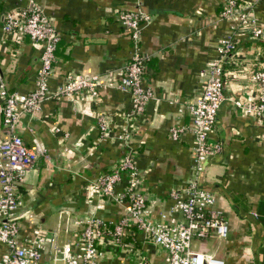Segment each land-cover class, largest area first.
<instances>
[{
  "label": "crops",
  "instance_id": "crops-1",
  "mask_svg": "<svg viewBox=\"0 0 264 264\" xmlns=\"http://www.w3.org/2000/svg\"><path fill=\"white\" fill-rule=\"evenodd\" d=\"M33 1L59 34L47 78L50 91L67 73L104 75L129 58L132 43L113 19L115 10L137 7L151 16L141 31L138 50L147 57L143 85L152 97L131 126L128 147L150 215L158 219L171 207L168 191L183 187L193 174L191 135L185 129L190 118L184 106L198 95L206 66L217 57L216 40L231 26L230 20L219 18L222 0ZM18 4L17 0H0V84L25 93L34 86L39 50L27 36L9 41L1 31L5 12ZM252 8L264 24V0ZM232 34L238 50L222 62L225 99L216 111L210 135L220 150L204 161L199 181L200 188L213 193V206L223 212L229 232L221 251L224 255L216 254L214 238L193 239L191 248L199 245L201 252L215 254L226 264H242L249 248L258 264H264V227L259 220L264 219V123L237 111L230 100L248 98V72L264 59V39L252 41L238 30ZM127 108V93L104 87L96 100L88 95L81 100L49 98L33 113L20 115L14 133L27 147L36 149L38 157L18 187L21 209L32 213L19 220V234L30 237L32 228L41 229L44 264H64L61 249L77 238L78 219L94 215L109 222L120 216L118 205L97 196L86 184L120 157L123 145L115 136ZM102 114L107 115L108 128L103 134L97 128ZM170 126L181 128L175 140L167 136ZM55 127L60 133L53 132ZM62 132L67 133L65 139ZM125 241L145 251L149 264H164L163 251L143 240L134 227H128ZM3 248L0 243V252ZM129 256L105 239L102 257L95 264H135Z\"/></svg>",
  "mask_w": 264,
  "mask_h": 264
},
{
  "label": "built area",
  "instance_id": "built-area-1",
  "mask_svg": "<svg viewBox=\"0 0 264 264\" xmlns=\"http://www.w3.org/2000/svg\"><path fill=\"white\" fill-rule=\"evenodd\" d=\"M17 1L16 9L6 11L3 16V39L20 41L27 36L39 50V66L34 75V86L28 92L11 91L0 84V131L4 134L0 135V243L4 247L0 252V264H44L41 253L45 235L41 229L32 228L30 237L22 238L19 234V220L31 217L32 213L21 209L18 187L38 157L36 149L27 147L14 133L20 115L33 113L43 100L49 98L66 96L81 100L88 95L96 100L99 90L104 87H113L129 95V108L122 116L123 126L115 136L123 150L117 162L107 171L96 174L86 187L118 205L121 214L117 220L109 222L94 215L78 219L77 238L61 249L64 264H95L102 257L105 239L121 246L128 256L135 258V264H149L145 251L135 249L131 242L125 241L129 226L134 227L143 240L163 251L164 264H226L215 254L191 248L193 239H226L229 232L223 212L213 206V193L200 188L198 177L204 161L220 150L219 143L211 140L210 135L214 130L216 111L225 99L222 62L238 50L232 32L238 30L252 41L264 39V24L258 22L252 8L258 0L221 1L219 18L230 20L231 26L216 40L217 57L207 64L198 95L184 106V112L190 118V125L185 129L191 135L193 174L183 187L168 191L171 207L158 219L150 215L146 195L142 192V179L128 147L131 126L152 97V91L143 85L147 57L138 50L141 31L151 16L137 7L115 10L113 19L132 43L129 58L104 75L67 73L63 81L50 91L47 78L55 60L59 34L33 0ZM245 92L249 95L246 99H230L233 107L264 123V59L258 68L248 72ZM97 128L101 134L107 131L106 114L98 116ZM53 132L60 133L59 128L55 127ZM180 132V127L170 126L167 136L175 140ZM61 134L63 139L67 137L66 132ZM121 183L122 189L117 190ZM246 250L242 264H258L249 248Z\"/></svg>",
  "mask_w": 264,
  "mask_h": 264
},
{
  "label": "rangeland",
  "instance_id": "rangeland-1",
  "mask_svg": "<svg viewBox=\"0 0 264 264\" xmlns=\"http://www.w3.org/2000/svg\"><path fill=\"white\" fill-rule=\"evenodd\" d=\"M213 241H214V246H215V248H218L219 249V251L218 252H216V254L218 253V254H220V255H224V252H221L222 251V249L224 248V244H225V241H224V239H220V238H214L213 239ZM244 248V247H243ZM194 251H200V250H202L201 249V247L198 245L197 247H196V250L195 249H193ZM204 251V250H203ZM217 254V255H218ZM260 257V256H259ZM129 258L132 260V256L130 255L129 256ZM134 259V258H133ZM260 260V259H259ZM259 263H261V261L259 262Z\"/></svg>",
  "mask_w": 264,
  "mask_h": 264
},
{
  "label": "water",
  "instance_id": "water-1",
  "mask_svg": "<svg viewBox=\"0 0 264 264\" xmlns=\"http://www.w3.org/2000/svg\"><path fill=\"white\" fill-rule=\"evenodd\" d=\"M202 169H203V167H202ZM202 171V170H201ZM201 180V172H200V174H199V179H198V184H199V181ZM202 242H204V240L202 241ZM254 258H255V261H257V257H256V255L254 254Z\"/></svg>",
  "mask_w": 264,
  "mask_h": 264
},
{
  "label": "trees",
  "instance_id": "trees-1",
  "mask_svg": "<svg viewBox=\"0 0 264 264\" xmlns=\"http://www.w3.org/2000/svg\"><path fill=\"white\" fill-rule=\"evenodd\" d=\"M58 43V42H57ZM264 43V42H263ZM57 45V44H56ZM56 49V47H55ZM55 52V51H54ZM259 220H261L260 222L262 223L263 227H264V219L263 218H259ZM263 240H264V234H263Z\"/></svg>",
  "mask_w": 264,
  "mask_h": 264
}]
</instances>
